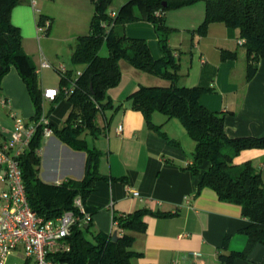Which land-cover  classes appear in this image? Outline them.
<instances>
[{"label": "crops", "instance_id": "1", "mask_svg": "<svg viewBox=\"0 0 264 264\" xmlns=\"http://www.w3.org/2000/svg\"><path fill=\"white\" fill-rule=\"evenodd\" d=\"M127 1L112 0L109 11L117 15ZM40 14L49 18L47 32L37 28ZM92 14L91 0H20L12 8L10 20L20 30L22 49L31 57L41 96L45 88H60L59 65L63 64L72 78L81 71L82 66L73 65L71 53L77 36L89 32ZM204 16L203 1L166 13L165 25L170 29L168 45L179 64L175 84L191 87L202 82L212 88L198 100L206 108L224 113L227 137L264 138V60L258 63L251 79L246 80V55L238 43L237 32L230 34L224 23L214 22L202 34L199 27ZM124 31L129 37L145 39L154 59L163 57L151 23L127 22ZM221 50L235 51L236 57L222 60ZM42 59L51 66L38 69ZM119 68V83L107 91L113 106L124 102L139 86L172 85L169 79L138 69L123 59L119 60ZM0 87V96L9 101L8 106H0L1 142L11 133L12 113L28 122L33 119L36 108L13 65L1 78ZM70 110L71 103L65 99L53 102L42 98L41 112L55 128L63 126ZM151 119L179 144H170L149 129L141 112L129 107L98 112L95 124L100 133L96 137L88 130L80 134L96 152L98 177L84 201L86 207L95 208L91 216L92 231L112 234L116 232L114 216L141 208L177 211L166 218L146 214L143 216L145 230L125 231L133 236L131 248L141 253L135 261L138 264H219V253L240 251L246 245L247 237L238 232L248 223L241 207L219 200L210 188L198 191L199 175L186 168L191 162L194 141L188 142L179 120L166 119L161 113H153ZM84 134L90 136V143ZM37 154L40 157L37 175L43 182L59 184L67 179H80L86 172V153L70 148L55 134L42 139ZM245 162L264 179V148L244 149L233 158L237 166ZM208 165L203 163L201 171ZM227 234L230 237L222 248ZM262 260L264 246L255 244L246 259L237 258L233 264H262Z\"/></svg>", "mask_w": 264, "mask_h": 264}, {"label": "trees", "instance_id": "2", "mask_svg": "<svg viewBox=\"0 0 264 264\" xmlns=\"http://www.w3.org/2000/svg\"><path fill=\"white\" fill-rule=\"evenodd\" d=\"M19 1L0 0V82L13 65L28 88L36 108L35 118L41 114V89L31 57L22 49L20 30L10 20L11 10ZM198 1L205 4V16L199 31L203 34L207 25L214 22L224 23L230 34L236 31L238 40H244L239 45L245 50L246 80L255 74L258 63L264 60V0H129L114 18L110 17L109 11L112 0H91L93 14L90 30L77 36L71 53L73 65L82 66V69L75 78L71 77L69 70L64 74L59 72L61 86L53 100H67L71 103V110L61 128L49 124L61 142L86 153L87 169L80 179H67L59 184L43 182L37 175L40 164L37 150L43 139L42 128L39 127L20 158L26 196L37 214L45 218L56 217L63 210L73 208V199L77 195L84 203L98 176L96 152L87 146L80 134L88 130L96 137L100 133L101 129L95 124L98 112L129 107L141 112L146 126L173 145H178V141L169 138L151 117L153 113H161L166 119L179 120L194 141L191 162L186 168L199 175L198 191L203 187L210 188L219 200L241 207V214L248 223L238 232L247 237L246 245L240 251L219 253L218 263L233 264L237 258L246 259L255 244L264 246V179L249 162L241 166L233 163V158L241 150L264 148V138L227 137L224 113L210 110L198 100L202 93L212 88L202 82L191 87L175 84L179 64L168 45L170 29L165 25V16L170 10ZM45 19L49 18L40 14L37 23L42 24ZM132 21H147L153 25L163 57L154 59L145 39L125 34V24ZM48 29L49 26L45 32ZM103 46L106 47V55L100 52ZM235 57V51L221 50L222 60ZM121 59L138 69L169 79L172 85L139 86L124 102L113 106L107 91L119 83ZM205 162L209 165L201 171ZM85 209L91 215L95 211V208L86 206ZM176 213L141 208L114 216L115 241H112V234L92 231L91 220L87 224H76L66 238L69 249L59 253L57 258L68 264H138L135 260L141 253L131 248L133 236L125 231L145 230L143 216L146 214L166 218ZM84 231H89L92 238L86 237ZM229 237L228 234L224 236L222 248L226 247Z\"/></svg>", "mask_w": 264, "mask_h": 264}, {"label": "built area", "instance_id": "3", "mask_svg": "<svg viewBox=\"0 0 264 264\" xmlns=\"http://www.w3.org/2000/svg\"><path fill=\"white\" fill-rule=\"evenodd\" d=\"M115 16V12H110L111 18ZM49 24L50 21L45 19L37 28L45 32ZM243 42V39L238 40L239 44ZM50 66L47 60L42 59L38 69ZM58 71L64 74L65 66L59 65ZM57 94L56 88L42 90L44 100L53 101ZM8 105L9 101L0 96V106ZM12 115L11 133L0 142V264H6L7 258L17 250L23 254V264H68L59 260L57 255L69 249L66 238L73 226L87 224L92 215L86 211L79 195L73 199L72 209L63 210L53 218L40 216L31 208L25 192L20 158L39 127L42 128L43 138L51 136L53 131L44 112L28 122ZM121 129L119 126L118 130ZM131 193L137 195L135 191Z\"/></svg>", "mask_w": 264, "mask_h": 264}, {"label": "rangeland", "instance_id": "4", "mask_svg": "<svg viewBox=\"0 0 264 264\" xmlns=\"http://www.w3.org/2000/svg\"><path fill=\"white\" fill-rule=\"evenodd\" d=\"M100 50H102L101 52L102 55H106L107 54V50L106 47L103 46ZM66 62V61H65ZM67 64H71L70 62H67ZM54 76H56V74H54ZM84 137H86L87 142L90 143V136H87L84 134ZM186 138L188 139V142H193L192 139L189 137V135H186ZM91 230H94L93 227L90 228ZM84 235L88 238H92L91 234L89 231H84ZM6 264H23V254L21 251H14L8 258H7V262Z\"/></svg>", "mask_w": 264, "mask_h": 264}, {"label": "water", "instance_id": "5", "mask_svg": "<svg viewBox=\"0 0 264 264\" xmlns=\"http://www.w3.org/2000/svg\"><path fill=\"white\" fill-rule=\"evenodd\" d=\"M111 237H112V241H115L117 239V233L113 232Z\"/></svg>", "mask_w": 264, "mask_h": 264}]
</instances>
